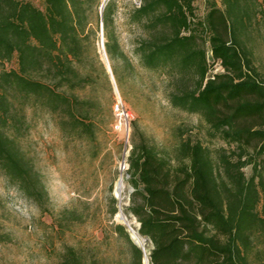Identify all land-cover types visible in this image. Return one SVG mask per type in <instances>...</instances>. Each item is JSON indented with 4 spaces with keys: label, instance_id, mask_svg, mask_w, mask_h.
<instances>
[{
    "label": "trees",
    "instance_id": "16d2710c",
    "mask_svg": "<svg viewBox=\"0 0 264 264\" xmlns=\"http://www.w3.org/2000/svg\"><path fill=\"white\" fill-rule=\"evenodd\" d=\"M221 2L225 9L213 1L203 18L195 0H142L130 15L136 23L147 19L150 30L137 46L143 66L177 75L172 104L202 115L213 135L235 145L217 160L193 138L182 139L175 156L143 136L134 142L129 211L139 233L154 244L151 264H262L252 256L255 235L264 232V80L247 42L264 0ZM116 12L115 0H0V170L43 210L49 191L23 146L30 130L27 107L45 108L61 116L64 130L95 138L96 122L78 114L94 99L75 91L97 83L89 45L102 25L109 59L127 58ZM201 33L208 36L209 52L198 43ZM14 60L17 67L5 66ZM249 165L250 176L244 170ZM115 229L134 264H143V248L124 225ZM60 264L91 263L66 246Z\"/></svg>",
    "mask_w": 264,
    "mask_h": 264
},
{
    "label": "rangeland",
    "instance_id": "374dc122",
    "mask_svg": "<svg viewBox=\"0 0 264 264\" xmlns=\"http://www.w3.org/2000/svg\"><path fill=\"white\" fill-rule=\"evenodd\" d=\"M141 1L115 0L117 36L127 58L109 59L102 29L91 36L89 63L97 83L75 93L82 99H94L78 112L96 122L94 139L64 130L58 114L42 107H27L30 130L23 146L40 171L50 200L47 209H41L0 170V264H60L66 246L78 248L91 264H134L129 244L116 232L117 224L124 225L131 236L135 231L145 239L149 261L146 263L144 257L143 264H151L154 244L139 233L140 223L129 211L135 191L129 173L134 142L143 136L175 156L181 140L193 138L208 146L217 160L222 152L230 153L235 148L213 135L202 115L172 104L170 91L175 90L176 74L149 70L141 63L137 46L149 37L150 30L145 25L147 19L136 23L130 16ZM213 1L225 9L221 0H195L199 17L207 14ZM249 33L247 44L253 49L254 63L264 80V11L254 17ZM198 38L199 45L209 52L208 36L201 33ZM100 62L105 64L107 74ZM112 64L118 69L121 86L111 75ZM5 66L15 68L17 61ZM214 70H222L221 65L215 64ZM119 100L131 113L129 128L122 130L116 127L119 120L115 105ZM244 170L248 176L253 173L251 165ZM121 177L126 183L123 201L116 196ZM252 258L256 263L264 262L263 231L255 235Z\"/></svg>",
    "mask_w": 264,
    "mask_h": 264
},
{
    "label": "bare ground",
    "instance_id": "6f19581e",
    "mask_svg": "<svg viewBox=\"0 0 264 264\" xmlns=\"http://www.w3.org/2000/svg\"><path fill=\"white\" fill-rule=\"evenodd\" d=\"M125 190H126L125 179L123 177H121L119 179V181L117 182V185H116V196L121 201H123V199H124ZM121 217L123 220H127V218L124 215H122ZM133 236H134L135 240L138 242V244L145 249V261L147 263L149 261V253H148L147 243H146L145 239L142 238L140 235H138L135 231H134Z\"/></svg>",
    "mask_w": 264,
    "mask_h": 264
},
{
    "label": "built area",
    "instance_id": "2783aa9c",
    "mask_svg": "<svg viewBox=\"0 0 264 264\" xmlns=\"http://www.w3.org/2000/svg\"><path fill=\"white\" fill-rule=\"evenodd\" d=\"M142 3V1H141ZM140 3V4H141ZM139 4V5H140ZM115 114L118 118V125L116 126L117 128H119L120 130L124 129V128H129V120H130V115L131 113L127 110V108L125 107V104L122 100H119L116 105H115ZM128 130V129H127Z\"/></svg>",
    "mask_w": 264,
    "mask_h": 264
},
{
    "label": "water",
    "instance_id": "95a60500",
    "mask_svg": "<svg viewBox=\"0 0 264 264\" xmlns=\"http://www.w3.org/2000/svg\"><path fill=\"white\" fill-rule=\"evenodd\" d=\"M103 8H104V6H103ZM103 8H102V11H103ZM102 31H103V25H102ZM104 33V32H103ZM110 72H111V75H112V77L115 79V75H114V73H113V70H112V67H111V65H110ZM132 239L134 240V242L137 244V245H139L138 244V242L135 240V238H134V236H132ZM140 246V245H139ZM141 247V246H140ZM143 248V247H142ZM143 250H144V253H145V249L143 248Z\"/></svg>",
    "mask_w": 264,
    "mask_h": 264
}]
</instances>
